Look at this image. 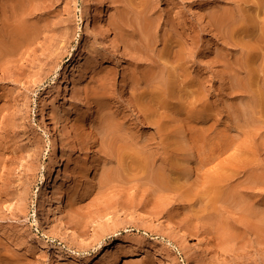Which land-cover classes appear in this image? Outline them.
Returning a JSON list of instances; mask_svg holds the SVG:
<instances>
[{
  "label": "rangeland",
  "instance_id": "1",
  "mask_svg": "<svg viewBox=\"0 0 264 264\" xmlns=\"http://www.w3.org/2000/svg\"><path fill=\"white\" fill-rule=\"evenodd\" d=\"M22 1L25 0H0V18L3 12L0 30L7 29L8 33L11 31L8 29H14L16 25L30 24L33 34L27 38L29 46L25 43L27 48L22 47L19 51L17 59L21 60L16 59L18 54L11 57L16 63L9 57L5 61L9 64L3 62L6 67L2 65L3 69L0 68V264H264V184L258 195L245 191L246 197L241 194L244 197L241 201L231 198L227 203L218 204V210L213 204V209L212 204L209 206L204 201L211 197L210 192H206L209 180L206 181L205 177L213 176L208 170L213 164L200 169V149L197 148L204 143L215 146L220 134L225 133L231 141L230 148L222 156L227 163L241 154V158H258L256 165H260L262 173L264 171V118L256 114L258 124L253 122V117L257 121L251 110L254 95L239 94L233 89L236 82L234 72L237 74L238 71L234 62L241 52L224 43L220 37L221 26H216V14L220 17L229 10H234L236 16L244 13L239 18L247 17L249 26L247 23L240 26L243 29L237 37L244 45H259L249 41L247 35L262 33L264 0H243L238 9L240 12L235 10L232 6L235 2L231 0H107L106 20L97 19L103 0H90L89 19L83 13L81 0ZM255 2L257 8L252 4ZM257 9L260 11L258 15L255 14ZM138 12L141 18L137 17ZM9 15L11 19L7 18ZM146 15L152 17L150 22L152 19L156 21L151 22L150 37L156 33L165 34L166 38L183 44L182 47L189 45L187 51L191 65L198 63L196 71L205 76L212 93L210 117L197 123L196 127L206 131L209 138L194 145L193 153L185 154L184 159L176 158L175 153L182 151L185 126L181 127L182 130L180 122L174 123L173 127L164 126L167 134L171 132L169 142L163 144L160 135L157 136V125L143 122L142 112H138L133 104L136 92L143 91L145 86L139 88L129 78L152 69L149 62L145 65L146 62H136L133 54L130 57L125 50V36L131 34L136 38L143 32L140 25L143 26L144 16L148 19ZM136 17L141 20L135 22ZM121 20L125 34L118 26ZM137 22L138 28L133 27L135 33H132V25L137 26ZM95 26L99 29V40L93 33ZM105 27H109L113 37L120 41L121 52L113 48L112 41L104 34ZM252 27L258 30L254 31ZM137 38L136 43L140 41ZM159 45L163 49V44ZM261 46L262 43L258 51L264 52ZM262 52H259L261 57L264 56ZM22 53L24 55L20 58ZM72 59L79 67L78 76L71 80L69 98L62 100L57 83L65 78ZM18 65L22 67L20 71ZM4 69L10 71L4 73ZM83 73L86 80L80 83L78 80ZM242 75L243 78L246 76L244 71ZM250 101L253 104L250 105ZM92 107H95L93 113ZM186 117V114L181 115L179 120ZM105 122L114 126L107 127ZM72 133L78 144L68 140ZM53 138L60 145L57 158L52 154ZM173 141L177 144H172ZM126 147L128 150H124ZM139 151L146 169L134 162ZM84 154L96 162L99 187L92 194L87 193L89 185L81 175L86 159ZM193 154L197 159L191 158ZM247 164L248 169L255 165L251 161ZM173 165L176 166L173 168ZM161 166H169L165 168L169 182L167 188L161 187L156 179ZM215 168L212 174L216 172ZM81 190L86 193L84 197H80ZM156 215L164 221L167 215H173L204 233L205 244L200 250L202 258L195 260L191 253L190 245L196 240L193 236L192 243L184 242L181 246L173 236V229L170 232L164 229V221L155 223ZM223 218L224 222L231 224L230 229L239 230L243 225L235 232L239 233L237 236L232 238V233L230 235L227 230L230 225H224L227 228H224L225 234L221 231ZM214 219L220 220L221 230ZM64 222L77 230L75 237L64 230ZM259 223L263 227L258 226ZM254 226L261 230L253 231ZM246 228L252 231L247 232ZM227 232L230 236H226ZM212 239L219 248L212 245ZM110 247L114 255L103 263Z\"/></svg>",
  "mask_w": 264,
  "mask_h": 264
},
{
  "label": "bare ground",
  "instance_id": "2",
  "mask_svg": "<svg viewBox=\"0 0 264 264\" xmlns=\"http://www.w3.org/2000/svg\"><path fill=\"white\" fill-rule=\"evenodd\" d=\"M25 1H22V2H25ZM81 1H82V5H83V13L89 19L90 18V10L92 8V4H91L90 0H81ZM231 1L235 2L234 5H232V6H234L235 10L238 11V9L240 8V5H241L243 0H236V1L235 0H231ZM10 3H9V5H10ZM27 3H25V4H27ZM252 4H255V7H256V2L252 3ZM107 5H108L107 0H103L101 5H100V7H99V9H98V11H97V19L106 20L107 12H108ZM139 6L141 7V5H139ZM143 7H144V5H143ZM32 8H33V6H32ZM147 8H145V9H147ZM14 9H15V7H14ZM16 9H18V8L16 7ZM253 9H255L254 6H253ZM258 9H257V11H255L256 13L254 12L256 15H258L257 14V12L259 11ZM8 10H10V9H8ZM15 11H17V10H15ZM23 11H24V8H23ZM145 11H144V13H145ZM0 12H1V10H0ZM12 12H14V11L12 10ZM28 12H31V11H28ZM139 12L141 13V11H139ZM139 12H138L139 16L137 15V17H140ZM212 12H211V14H214ZM229 12H230V10L228 11V13H223L222 12L223 15L220 16V17H219V14H216V15H218L217 16L218 19H216L217 20L216 26H217V24H219L221 26V33H220L221 36L220 37L223 38L224 43L226 45H228V46H231V47H235V48L237 47L238 48L237 50H239V52H241V56L238 55L240 58L236 57V59H235V57H234L235 62L233 61L234 64H235L236 69L238 70L237 74H235L236 71L234 72V75H236L235 76L236 77V82L233 85V89L234 88L236 89V91H235L236 93L244 94V95H250V97H251V94H253L254 97L252 99L254 101V106H251L252 107L251 110L253 111V114L255 113V115L256 114L257 115H261L260 118L262 116L264 118V115H262V113H264V56L261 57V55H260L261 53H259V52H262V51L261 50L258 51L259 50L258 46L261 43H262V46L264 48V26L262 28V33H260L259 36H256L257 34L254 35L253 34L254 32L252 33V30H251V33L254 36L249 34L251 37H248V35L245 33L246 31L242 32V33H245L247 35V38L251 39L249 41H251L252 43H253V41H255L256 44L260 43L259 45H254V44H246V45H244V42L242 40L238 39L239 36L237 37V35L239 33L241 34V31H242L243 27H240V26H243L244 23H247V20H246L247 17L239 18V17H241L240 15L244 14V13H242V14L240 13V15H239L238 12H240V11L237 12L239 16L235 15L234 10H233V12H230V13ZM10 13L11 12H9V14ZM14 14H15V12H14ZM31 14H33V13L31 12ZM211 14H210V16H211ZM248 14H247V16L249 18L250 16ZM27 15H29V13H27ZM250 15H251V12H250ZM9 17H10V15H9ZM9 17H7V18L11 19V17L10 18ZM137 17H136V19H137ZM153 17H154V15H153ZM259 17H262V16H259ZM14 18H15V15H14ZM123 18H124V16H123ZM147 18L148 19H146L145 16L143 17V19H142L143 20L142 21L143 26H142L141 21H140V24H141L140 26H141V28H143V32H141L140 34H137L138 36L141 35L140 37L137 36L138 38L136 37L137 39L140 38V41H137L138 43L135 42L136 38L131 36V34L125 36V40L127 42L126 43L127 49H125V50H127L131 54L130 57L133 54L134 55L133 59L135 61L137 60L136 62H139V61H142L144 63L146 62L145 65H148L147 63L149 62L150 64L148 66L151 65L150 68L152 69V70L145 71L144 73H141V71H140V74H137V75H135L133 77L131 76L132 77L131 79L129 78V80L134 81V83L136 82L135 84H137V87L142 86L143 84L145 86L144 88L142 87L144 89V90L142 89L143 91L138 92V93L136 92L135 98H133L134 96L133 97L130 96V98L134 99L133 104H135L137 106V110L139 109L138 112H142V113H140V116H141V114L143 116V120L142 121L148 123V125H150L149 123H151V126H152V124L157 125L156 127H158L159 133L157 132L158 134L157 133L156 134H157V136L160 135L158 137L162 138V143L163 144H165L168 141V138L170 137L168 134L171 131H169L168 134H167V132H165V129H166V127L168 125L173 127L174 123H176V125H177L178 124L177 122H180L179 123L181 125L180 128L181 127L183 128L184 126L188 128L187 129L188 131L186 129H185L186 131H184L185 127L183 128L182 135H183V141H184L183 143L184 144H183V147L181 149L182 151H180V150L177 151V148H176L177 153H175L178 156V157L175 156L176 158L184 159V157H186L185 154L193 153L192 150L194 148V145L197 146L199 143H202L201 141L208 140V138H209V136H208L206 131L199 130L196 127H197V123L205 122L210 117V112L213 109V106L210 103V98H211V94L212 93H211L210 88L208 87V81L206 80L205 76H203L199 71H196L197 70L196 67H197L198 63L196 64V62H194L193 66L191 65L192 61L190 62V60H189L190 58L188 57L189 56L188 55L189 52L187 51V48H189V45H188V47H187V45L182 47L183 44H181L177 40L176 41L173 40V38H169V39L166 38L167 35L164 36L165 34L163 36L162 35L160 36V35H158L156 33V35L153 34L150 37L149 36L150 33H148V31H150V30L152 31V28L150 29V27H151L150 25H151V22L153 21V19L150 22L151 19L149 20V18H152V17H150V16L148 17L147 16ZM262 18L264 20V17H262ZM0 19H1V22H3L2 21L3 12H2V18H0ZM25 19H27V18H25ZM127 19H128V17H127ZM136 19L134 18V21L135 22L136 21L139 22V19H137V20ZM250 19H251V17H250ZM12 20H13V15H12ZM126 20H125V22H127ZM128 20H130V19H128ZM207 20H209V19H207ZM216 20H214V21H216ZM259 20H260V18H259ZM138 22H137V26H133L135 24L134 23L132 25V28L133 27L134 28L135 27L138 28V25H139ZM154 22H156V21H153L152 23H154ZM208 22L212 23V21H210V20ZM26 23H28V22H26ZM122 24L123 23H122V20H121V25H118V26H120L121 27V31L124 32L125 30H124V28H122ZM28 25H30V24H28ZM28 25L22 24V25H16L15 27L13 26L14 29L13 28L12 29H8V30H11L10 32L8 31V33L6 32L7 29L5 31H3V29L0 30V68L1 69H3L2 67L5 65L3 62L8 60L9 57L10 58L11 57L15 58V56L18 54L16 59L19 58V53H20L19 51H22L21 48L25 47V46H27V47L29 46L27 44V42H28L27 38L28 37L31 38L30 36H33V34L31 33L32 26L29 27ZM125 25H126V23H125ZM159 25L160 24L158 23V26ZM250 25H251V23H250ZM123 26H124V24H123ZM248 26H249V24H248ZM152 27H153V25H152ZM154 27H153V29H154ZM6 28H7V26H6ZM128 28H130V27H128ZM132 28H131V32L135 33V31L134 32L132 31V30H134V28L133 29ZM156 28H157V24H156ZM158 29H159V27H158ZM158 29H156V32H157ZM160 29H162V28H160ZM171 29L174 30V28H171ZM246 29H248V28H246ZM251 29L254 30L253 27ZM139 30L140 29H138L137 31H139ZM256 30H258V29H256ZM256 30H254V31H256ZM103 32L107 36L109 41H112L111 43L113 45V48L118 53L121 52L120 41L118 40V38L113 37L109 27H105L103 29ZM127 32H128V30L126 28V34H127ZM219 32H220V30H219ZM93 33H94V36H95L96 39H98V40L101 39L98 27L95 26V29H94ZM145 33H147V34H145ZM151 33H153V32H151ZM163 33H165V32H163ZM163 33H161V34H163ZM247 33H249V32H247ZM124 34H125V32H124ZM160 37H162V38H160ZM122 39H124V38H122ZM241 39H243V38H241ZM125 40H123V41L125 42ZM243 40H245V39H243ZM25 43L27 45H25ZM28 43L30 44V42H28ZM159 43L163 44V46H164L163 49H161L162 47L160 48ZM185 43L186 44H190L186 40H185ZM194 44H195V40H194ZM27 47H25V49ZM176 47H179V49H176ZM251 51H253V52H251ZM263 51H264V49H263ZM23 52H24V48H23ZM262 53H264V52H262ZM21 55L23 56L24 54L23 53L20 54V58L22 57ZM262 55H264V54H262ZM241 57H243V58H241ZM13 59H12V62L14 61V63H16L15 60H13ZM17 60H21V59H17ZM135 61H134V63H135ZM12 62L10 60L11 64H12ZM142 62H141V66H142ZM8 64H9V62H8ZM8 64L6 63V65H8ZM23 64L24 63H22L21 66ZM138 64L136 63V65H138ZM134 65L132 64V66H134ZM136 65H135V67H136ZM10 66H12V65H10ZM13 66H15V65H13ZM148 66L144 67V68L148 69ZM5 67L6 66H4V68ZM18 67H19V71H20V69L23 66L20 68V65H18ZM24 67L22 69H24ZM142 68H143V66H142ZM133 69H134V67L132 68V70ZM138 69H137V71H139ZM5 70H7V69H4V71H3L4 73L10 71V70L5 71ZM78 70H79V67L75 64L74 59L70 60V64L68 65V67L66 69L67 74H66L65 78L60 83H57V84H59L60 98L62 100H66V99L69 98V96L71 94V88H72L71 80H72V78L74 79L76 76H78L77 75ZM24 71L25 70H23V72ZM242 71H244V74H246V76L244 75L245 76L244 78L242 77L243 76L242 75ZM21 72H22V70H21ZM136 73L137 72H135V74ZM10 74H8V75H10ZM69 74H71V75H69ZM6 75H7V73H6ZM2 76H4V75H2ZM232 78H234V77H232ZM0 80H2V79L0 78ZM85 80H86V75L83 73V75L80 76L78 81L80 83H82ZM232 80L233 79H231V81ZM134 83H133V85H134ZM102 87H103V85H102ZM104 88H105V86H104ZM131 88H133V86ZM133 91H135V90H133ZM133 91H132V93H133ZM253 92H255V94ZM133 99H131V100H133ZM252 99H250V100L252 101ZM251 101L249 103L250 105H251V103L253 104V102H251ZM135 107L133 109H135ZM94 111H95V107H92L91 108V113H93ZM248 113L249 112H247V114ZM185 114L187 115V117L185 119H181V121H180L179 117L181 115H185ZM201 114H202V116L199 117ZM257 115H256L257 121H254L255 117H253V119H254L253 122H256L258 124V117L259 116H257ZM248 121L250 122V120H248ZM260 121L261 120H259V122ZM143 122H141V123H143ZM105 123L108 124V122H105ZM109 124L107 125V127L108 126H110V127L114 126L112 123H109ZM105 126H106V124H105ZM164 126H166V127H164ZM182 128H181V130H182ZM238 129H240V128H238ZM124 138L126 140H129L128 137H124ZM132 138L134 139V137H132ZM68 140L71 141L72 143L74 142L75 144H78V142L75 139L73 133L69 135ZM126 140H123V141H126ZM171 140H172V138H171ZM229 142L231 144L230 139L228 140V138H227V134L223 133V134H220L219 139L217 141L218 144H216L215 146H212L210 144H206L205 145V143H204L203 145L200 144L197 147V148L200 149V154H199V158H198V160L200 162V164H199L200 167L199 168L201 169V166H206L207 167V166H211V164H213L211 167H209L210 169H208V170H211V172H209V173L211 175H213V176L205 177L206 181L209 180L207 182V184H209L207 186H209V187L206 186L208 188V190L206 188L207 191L206 190L205 191L206 192L209 191L211 197L209 198V196H208L209 199L207 201V198H206L207 195L205 194L204 196H205L206 199H204V201H206L205 204L209 203V206L212 204L211 207H213V209H214V206L216 208V205H217V209H215V210H218V204L227 203L226 201L230 200L231 198H236L239 201H241V198L243 196H245L243 194V193H245V191H251L252 193H255L256 195H258L260 189L263 188L261 186L264 184L263 183L264 182V171L262 173L261 170H260L261 169L260 165H258L259 167L256 165L258 163L257 162L258 158L257 159L256 158H241V154H240V156H239L240 158L239 157L238 158H234V159L231 158L233 161L229 160L230 162H228V163H227V161H228L227 159H226L227 160L226 161V160H224L225 158L224 159L222 158V156L230 148L229 147ZM159 143L160 142H158V145H160ZM170 143H172V142H170ZM172 144H177V143L173 141ZM53 146L54 147H53V153L52 154H53L54 158H57L59 150H60V147H59L60 145H59V141L56 138H53ZM129 148H130V146H129ZM126 149L128 150V147H126L124 150H126ZM176 151H174V152H176ZM68 154L69 153L66 152V155H68ZM83 156L86 159H85L84 164L81 167V175L88 182L89 187L87 189V193L88 194H92V193L97 192L98 191V187H99L98 178L96 177V162L94 161V159H92L91 157L86 156L85 154ZM171 157H174V156L172 155ZM140 158H142V157H141V153L139 151L136 154V160L134 162H136V164H139L138 166H140V167L143 166L146 169V167L144 166V160H143L144 158L143 159H140ZM191 158L193 160L195 158L197 159V157L194 154L191 155ZM133 159H135V158H133ZM166 160H167V158H166ZM166 160L164 161L165 164L167 162ZM172 160H173V158H172ZM178 161H180V160H178ZM250 161L253 164H255V165H253L252 169H248V167H249L248 165L249 164H247V163L250 162ZM168 162H169V158H168ZM215 162L218 164L217 166H216ZM175 164H176V162H175ZM177 164H178V162H177ZM259 164H260V162H259ZM168 165L170 166V164H168ZM214 165L216 166V168L213 167ZM169 166H166L164 168H163V166H161L162 168L160 169V171L158 173V177L159 178L158 177L156 178V179H158L159 183L161 184L160 185L161 187L165 186L167 188V185L169 184V182H168V180L166 178L168 176L166 175L167 172H166V169H165V168H168ZM175 166L173 165V168ZM170 168L172 169V167H170ZM214 168H215L216 172H214V174H212V172L214 171ZM202 169H203V167H202ZM208 170H206V172ZM167 171H168V169H167ZM206 175H208V173H206ZM206 175H204V176H206ZM55 189H58V188H55ZM240 191H242V192H240ZM261 192L262 191H260V193ZM80 194H81L80 197H84L86 195L85 191H83V190L80 191ZM249 200H250V197H249V199L247 201H249ZM243 203L246 204V205L248 204L247 202L246 203L243 202ZM213 204H214V206H213ZM219 206L221 207L222 205H219ZM215 210H214V212H215ZM145 212L146 213H150V211H148V210H145ZM156 217H157V220L155 221V223H157V222H161L162 223L164 221V220L161 219L160 215H156ZM219 217H217V218H219ZM219 219L221 220V218H219ZM219 219H218V221L214 219V223L216 221L215 224L217 226H219L218 225V223L220 222ZM224 219L225 218L222 219L223 221H221V223L222 222L223 223L226 222V221L224 222ZM108 221H111V219H108ZM226 223L223 224V225L222 224L220 225V226H223V230H221L222 227H220V226H219V229L221 231H223V233H224V228L227 229L225 226L226 225L227 226L230 225L229 229H227L229 231L230 235L232 233V238H233L234 235L237 236L239 233H235V232H237L238 229L235 230L234 227H233V229H230V228H232L231 224L228 225L229 222H226ZM63 224H64V230L66 232H68V233H71L75 237V235L77 234V230H75V228H73V227L71 228L65 222ZM163 224H164V229L167 232H170V230L173 229V231H174L173 236H174L175 240H177L178 243L181 246L184 245V242L189 243V244L192 243L191 237L193 236L196 240L193 241L195 243L190 245L191 246V251H192L191 253L194 255L195 260H200L202 258L203 252H201L200 250L202 249V245L205 244V242H204V233H202L199 230L194 229V227L192 225H190L189 222L184 221L182 219H179V218H177V217H175L173 215H167L166 220L163 222ZM257 225L258 226L260 225V227L261 226L263 227V225H261L260 223L257 224ZM251 226H249V227L251 228ZM242 227H243V225H242ZM242 227L239 228V230L242 229ZM247 227H248V225H247ZM254 227L255 228H253V231L255 229H259L260 228V227L256 228V226H254ZM246 229H247L246 230L247 232L250 230V229L248 230V228H246ZM263 229H264V227H263ZM220 230H218V231H220ZM230 230H231V232H230ZM260 230H261V228H260ZM250 231H252V230H250ZM256 231H259V230H256ZM227 235H229L228 232L226 233V236ZM211 243H212V245L214 247L219 248V244L217 242H215L213 239L211 240ZM113 255H114V251H113L112 247H110L107 250L106 254L104 255L103 263L107 262L108 260H110Z\"/></svg>",
  "mask_w": 264,
  "mask_h": 264
}]
</instances>
